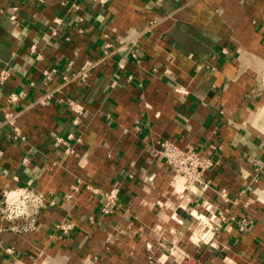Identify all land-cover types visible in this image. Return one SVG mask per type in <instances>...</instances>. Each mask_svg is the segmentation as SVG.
<instances>
[{
  "label": "crops",
  "instance_id": "0c3cea01",
  "mask_svg": "<svg viewBox=\"0 0 264 264\" xmlns=\"http://www.w3.org/2000/svg\"><path fill=\"white\" fill-rule=\"evenodd\" d=\"M74 2L0 0V75L9 73L0 83V188L31 185L56 201L37 232H0V264H264V0ZM127 34L138 37L119 53L125 71L113 63L85 87L60 88L71 60L96 59ZM48 90L52 103L35 105ZM60 97L84 106L79 126ZM7 112L19 113L26 141L9 138ZM70 134L76 152L66 155L54 141ZM164 141L214 161L207 191L175 188ZM88 185L119 189L114 213L102 214ZM64 221L75 224L69 235L56 229Z\"/></svg>",
  "mask_w": 264,
  "mask_h": 264
},
{
  "label": "built area",
  "instance_id": "2783aa9c",
  "mask_svg": "<svg viewBox=\"0 0 264 264\" xmlns=\"http://www.w3.org/2000/svg\"><path fill=\"white\" fill-rule=\"evenodd\" d=\"M43 2L44 0H37ZM111 0H98L99 4L104 6L110 3ZM74 9H79L80 6L76 2L73 4ZM18 6L11 7L10 19L13 24H17L19 21ZM82 19H79V22ZM161 19H155L151 21L150 29H154ZM137 34L125 35L116 42L106 41L100 51V55L96 59H88L82 62L80 65H76L75 60L69 62V67L74 68L70 73L63 75V81L61 89L69 88L72 86L85 87L92 81L94 74L102 67H107L110 64L115 63L120 71L127 69V60L124 57H119V53L125 47L134 45L137 41ZM30 55H35L37 60H42V55L38 51L35 45L30 48ZM132 59L137 63L140 62V58L136 52L132 54ZM77 66V67H76ZM55 69H46L43 74L47 80H51ZM164 74H170L169 70L163 72ZM9 77L7 71H2L0 75V83H4ZM134 76L130 75L129 79H133ZM176 90L180 93L187 92L182 87H177ZM18 97L13 96L12 100L16 101ZM55 98V90L46 91L36 101V104L49 105ZM61 103H66L70 111L72 112V123L75 126H79L81 117L85 113L83 105L70 97H60ZM19 113L7 112L2 121V126L9 128V138L17 143L26 141V135L20 129L17 124V118ZM75 139L73 134H70L67 138L58 137L54 141V145L57 147H64L66 155L74 154L75 148L69 145L68 141ZM79 142L80 139L77 138ZM160 155L164 158L167 164L173 169L174 172V186L178 191L187 193L205 192L210 187V181L207 174L213 170L215 163L211 158L202 156L199 151L194 147H179L171 141H164L160 148ZM24 162H28L24 159ZM87 188L94 194L101 195V212L104 215H109L115 212L116 207L119 204V189L114 187L111 190H101L92 185H88ZM77 190V188L75 189ZM256 191V190H255ZM258 195V191L255 192ZM220 195L222 198L228 199V192L221 190ZM65 199L70 201L73 199V194L68 193L65 195ZM56 201L53 197L49 196L45 191L39 190L31 185H15L13 187L6 186L0 188V232L8 231L16 235L34 233L40 228V219L45 211L54 207ZM251 206L248 205L247 208ZM249 221L247 218L242 219L243 224H247ZM57 231L64 235L71 234L75 229V224L70 221L60 222L56 225ZM8 252L12 253V249H8ZM172 256L176 261L181 262L183 258L176 256L172 253ZM50 257L45 258L43 263L48 264L52 261ZM97 257H90L86 259V264H97Z\"/></svg>",
  "mask_w": 264,
  "mask_h": 264
}]
</instances>
